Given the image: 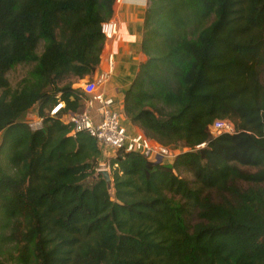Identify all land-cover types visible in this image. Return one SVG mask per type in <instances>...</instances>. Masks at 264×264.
<instances>
[{
	"label": "trees",
	"instance_id": "1",
	"mask_svg": "<svg viewBox=\"0 0 264 264\" xmlns=\"http://www.w3.org/2000/svg\"><path fill=\"white\" fill-rule=\"evenodd\" d=\"M116 2L0 0V264H264V0H148L123 115L179 150L173 164L104 161L65 123L84 110L74 86L101 64ZM34 107L35 132L22 121ZM218 120L236 132L213 136Z\"/></svg>",
	"mask_w": 264,
	"mask_h": 264
},
{
	"label": "built area",
	"instance_id": "2",
	"mask_svg": "<svg viewBox=\"0 0 264 264\" xmlns=\"http://www.w3.org/2000/svg\"><path fill=\"white\" fill-rule=\"evenodd\" d=\"M102 33L106 38V44L114 41L119 34V24L116 20H110L102 25ZM105 44V45H106ZM114 70V59L108 57L107 70L101 73L93 81H80L74 89H80L84 95V110L82 113H69L65 116V123L73 126L70 136L76 137L79 133H87L95 138L100 146L116 151L123 150L127 153L140 154L149 161L172 163L179 155V150L160 145L147 138L143 133L129 135L122 125L121 115L113 110L114 99L102 93L100 88L108 81ZM65 108V103L58 102L51 110L52 117L57 116ZM32 117L26 124L33 131L43 129L44 118L38 115L37 107L31 112ZM213 136L223 133L234 134L235 127L230 121L218 120L210 128ZM201 147H205L202 145ZM105 167V165H102ZM101 170H107L102 168Z\"/></svg>",
	"mask_w": 264,
	"mask_h": 264
},
{
	"label": "crops",
	"instance_id": "3",
	"mask_svg": "<svg viewBox=\"0 0 264 264\" xmlns=\"http://www.w3.org/2000/svg\"><path fill=\"white\" fill-rule=\"evenodd\" d=\"M147 7L148 0H117L115 14L112 19L119 24V36L105 45L101 56V64L95 74L81 83L83 84L91 79L93 81L101 73L105 72L107 70L108 57L112 55L114 59L113 73L99 91L114 99L113 110L119 114H123L124 111L126 92L135 82L140 66L147 61V57L141 49ZM123 121H128L125 116ZM126 129L132 132L129 135L142 133L140 129L134 127L130 122ZM114 154V150L106 148L103 158L113 157Z\"/></svg>",
	"mask_w": 264,
	"mask_h": 264
},
{
	"label": "rangeland",
	"instance_id": "4",
	"mask_svg": "<svg viewBox=\"0 0 264 264\" xmlns=\"http://www.w3.org/2000/svg\"><path fill=\"white\" fill-rule=\"evenodd\" d=\"M119 36V34H118ZM28 72V68H22V67H18L16 70H12L11 72L8 73L7 77L9 79V82L11 84V87L12 88H17L18 87V84L19 82L22 80V78L26 75V73ZM263 81H264V76H263ZM51 104V101L48 102V105ZM121 115V120H122V125L126 128H128V125H129V122L128 121H123L124 119V115L123 114H120ZM32 117V114L31 113H28L24 116L23 118V122H27L28 119H31ZM130 130V129H129ZM128 134L129 133H132L130 131H127ZM1 142H2V134L0 133V145H1ZM102 148L104 149V146H102ZM110 158H113V157H108V159ZM106 160V158H104V161ZM173 164V163H171ZM105 165V167H100V170L102 168L104 169H107L109 172H110V169L108 166H106V164H103ZM99 170V171H100ZM183 178H185L186 180H189L191 181L192 180V177H191V174L186 172L185 170H182V171H179L178 172ZM111 192L113 193V189L111 190ZM196 221V218H195V215H191L190 217V222H195Z\"/></svg>",
	"mask_w": 264,
	"mask_h": 264
},
{
	"label": "water",
	"instance_id": "5",
	"mask_svg": "<svg viewBox=\"0 0 264 264\" xmlns=\"http://www.w3.org/2000/svg\"><path fill=\"white\" fill-rule=\"evenodd\" d=\"M162 163V159L158 158L156 164ZM99 174L103 176L104 180L106 181L109 190L111 191L113 189L112 179L110 176V172L108 170H100Z\"/></svg>",
	"mask_w": 264,
	"mask_h": 264
}]
</instances>
